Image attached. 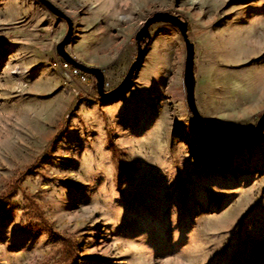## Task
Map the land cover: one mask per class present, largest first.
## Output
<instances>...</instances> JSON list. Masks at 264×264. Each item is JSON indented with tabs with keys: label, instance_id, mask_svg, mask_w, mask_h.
Returning a JSON list of instances; mask_svg holds the SVG:
<instances>
[{
	"label": "rangeland",
	"instance_id": "1",
	"mask_svg": "<svg viewBox=\"0 0 264 264\" xmlns=\"http://www.w3.org/2000/svg\"><path fill=\"white\" fill-rule=\"evenodd\" d=\"M48 1L72 23L66 52L100 69L104 90L143 21L167 12L187 24L208 130L247 138L264 110V0ZM65 29L35 0H0V264H264V131L226 148L194 127L169 24L149 28L108 101L91 76L65 78Z\"/></svg>",
	"mask_w": 264,
	"mask_h": 264
},
{
	"label": "water",
	"instance_id": "2",
	"mask_svg": "<svg viewBox=\"0 0 264 264\" xmlns=\"http://www.w3.org/2000/svg\"><path fill=\"white\" fill-rule=\"evenodd\" d=\"M40 5H42L48 13L52 16L63 21L65 24V33L61 40L55 45L54 51L55 54L61 58L67 64L75 67L81 73L89 75L94 80V90L97 97L100 100L108 101L116 98L122 92H124L128 85L130 84L132 78L137 72L142 57L147 49V44L150 39L149 28L155 23H166L172 26L178 33L184 47V60L182 68V86L184 90V101L187 111L190 113L194 127L202 134V136L211 144L217 147H226V148H239L245 147L249 144L257 141L263 134L264 131V110L258 116L252 131L247 138L240 140H225L219 138L212 134L206 127L203 119L195 105L194 101V70H193V58H194V46L188 40L186 31L187 24L177 15H172L167 12H155L152 15L148 16L139 27V29L134 34V43H135V56L131 63L129 64L124 76L119 81V83L110 90L103 89V73L100 69L96 67L86 66L82 63L77 62L72 57L68 55L65 50L67 44H69L72 38V23L70 19L48 0H35Z\"/></svg>",
	"mask_w": 264,
	"mask_h": 264
},
{
	"label": "built area",
	"instance_id": "3",
	"mask_svg": "<svg viewBox=\"0 0 264 264\" xmlns=\"http://www.w3.org/2000/svg\"><path fill=\"white\" fill-rule=\"evenodd\" d=\"M60 69L64 72L65 78H76L80 81H85V74L81 73L78 69L75 67L67 64L62 59H60V63L58 64Z\"/></svg>",
	"mask_w": 264,
	"mask_h": 264
},
{
	"label": "crops",
	"instance_id": "4",
	"mask_svg": "<svg viewBox=\"0 0 264 264\" xmlns=\"http://www.w3.org/2000/svg\"><path fill=\"white\" fill-rule=\"evenodd\" d=\"M167 71H168V69H167ZM173 78L172 79H174V80H176V78H177V76H175V75H173L172 76ZM164 79V78H163ZM161 87V86H160ZM146 88H148V87H146ZM154 90V89H153Z\"/></svg>",
	"mask_w": 264,
	"mask_h": 264
}]
</instances>
